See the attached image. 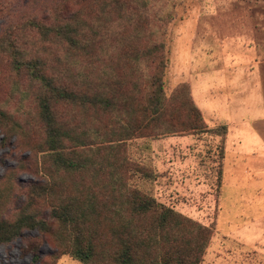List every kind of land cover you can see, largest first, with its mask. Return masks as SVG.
I'll list each match as a JSON object with an SVG mask.
<instances>
[{
  "label": "trees",
  "instance_id": "16d2710c",
  "mask_svg": "<svg viewBox=\"0 0 264 264\" xmlns=\"http://www.w3.org/2000/svg\"><path fill=\"white\" fill-rule=\"evenodd\" d=\"M45 3L11 21L0 0V131L31 152L19 166L36 175L15 180L24 198L0 209V244L36 229L51 264H200L213 227L134 186L150 171L126 153L133 138L207 130L186 82L165 93L161 15L149 0ZM30 252L38 260L35 242Z\"/></svg>",
  "mask_w": 264,
  "mask_h": 264
},
{
  "label": "rangeland",
  "instance_id": "374dc122",
  "mask_svg": "<svg viewBox=\"0 0 264 264\" xmlns=\"http://www.w3.org/2000/svg\"><path fill=\"white\" fill-rule=\"evenodd\" d=\"M46 1L32 4L29 0H12L9 19L28 14L27 7L45 8ZM149 1L162 17L157 39L165 46V93L169 95L178 83L186 82L207 130L129 140L127 156L150 171L148 177L135 174L131 183L157 201L213 227L200 264H264L256 251L231 248V244L241 242L230 236L227 242L217 230L222 227L217 225L219 218L225 227L238 228L236 236L242 235L239 239L248 241L247 230L264 224L257 219L260 209L264 212V165L261 169L251 167L247 157L261 149L260 139L248 123H229L243 117L250 122L261 113L257 106L259 96L264 98V0ZM6 23L0 15V32ZM6 73L0 66V81ZM219 125L226 126V134L215 132ZM30 155L28 149L19 147L15 136L5 139L0 131L3 211L23 201L24 189L16 181L36 179L30 168L19 166V161ZM8 182L15 184L12 193ZM33 242L38 246L35 261L30 252ZM54 250L46 235L25 229L10 242L0 244V264H51ZM54 264L81 263L64 254Z\"/></svg>",
  "mask_w": 264,
  "mask_h": 264
},
{
  "label": "crops",
  "instance_id": "0c3cea01",
  "mask_svg": "<svg viewBox=\"0 0 264 264\" xmlns=\"http://www.w3.org/2000/svg\"><path fill=\"white\" fill-rule=\"evenodd\" d=\"M259 104L257 106V110L260 111V116H258V118L248 122L247 119L240 118V119H234L231 120L229 123L230 125H242V124H246L248 123V125L250 126V128L258 134V137L260 139V145H261V149L259 151H255L252 152L251 154H248L247 157L249 158V164L251 165V167L254 168H259L261 169V167L264 165V98L263 96H259V100H258ZM246 111L248 109H245ZM246 113V112H245ZM226 154V151H225ZM225 160V157H224ZM235 167V166H234ZM225 169V168H224ZM230 170V169H229ZM227 170V172L229 171ZM231 171V170H230ZM224 178L227 179L228 175L226 174L225 170H224ZM236 181L239 180V177H235ZM253 179H248V182H252ZM254 200H256V203H258L257 199L254 198ZM255 201H253L254 203ZM258 222L261 225V222L264 223V212L262 209H260L259 213H258ZM219 224L218 230V234H220L221 236L225 237L227 242L228 239L227 237H234L235 239L239 240L241 243L239 245H235V244H231V248L236 249V251L241 252H253L256 251L258 253V255L261 256L262 259H264V224L263 226H260L256 228V230L254 229H248V233L250 234V239H248V241H244L242 240V235L236 236V232L238 231V228H235V226L229 225L228 227H225L224 225L221 224L220 219L218 218L217 221V225ZM229 224V223H228ZM254 230V232H253ZM238 237H241L240 239ZM230 244V243H229ZM218 248V247H217ZM217 248H215V250H218ZM221 248V247H219ZM226 248V247H225ZM229 247H227L228 249Z\"/></svg>",
  "mask_w": 264,
  "mask_h": 264
}]
</instances>
